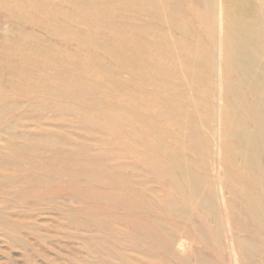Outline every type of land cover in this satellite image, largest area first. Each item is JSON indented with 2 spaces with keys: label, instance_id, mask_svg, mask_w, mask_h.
Masks as SVG:
<instances>
[{
  "label": "rangeland",
  "instance_id": "374dc122",
  "mask_svg": "<svg viewBox=\"0 0 264 264\" xmlns=\"http://www.w3.org/2000/svg\"><path fill=\"white\" fill-rule=\"evenodd\" d=\"M0 264H264V0H0Z\"/></svg>",
  "mask_w": 264,
  "mask_h": 264
},
{
  "label": "bare ground",
  "instance_id": "6f19581e",
  "mask_svg": "<svg viewBox=\"0 0 264 264\" xmlns=\"http://www.w3.org/2000/svg\"><path fill=\"white\" fill-rule=\"evenodd\" d=\"M247 186H249V187L253 188V187H255V186H256V183H255L254 181H252V180H251V183H250L249 185H247Z\"/></svg>",
  "mask_w": 264,
  "mask_h": 264
}]
</instances>
